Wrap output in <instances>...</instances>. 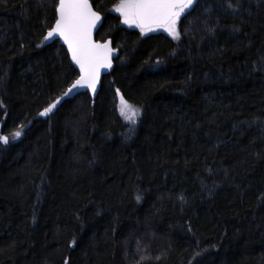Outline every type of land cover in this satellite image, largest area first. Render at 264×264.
<instances>
[{
	"label": "trees",
	"instance_id": "16d2710c",
	"mask_svg": "<svg viewBox=\"0 0 264 264\" xmlns=\"http://www.w3.org/2000/svg\"><path fill=\"white\" fill-rule=\"evenodd\" d=\"M91 1L96 99L64 95L53 0H0V264H264V0H199L179 39Z\"/></svg>",
	"mask_w": 264,
	"mask_h": 264
},
{
	"label": "snow or ice",
	"instance_id": "6c2138e0",
	"mask_svg": "<svg viewBox=\"0 0 264 264\" xmlns=\"http://www.w3.org/2000/svg\"><path fill=\"white\" fill-rule=\"evenodd\" d=\"M194 4L198 5L199 0H119L112 11L119 13L121 23L138 28L141 35L163 29L173 39H179L178 21L186 10H194ZM53 7L56 16L55 25L47 32L44 39L46 41L53 37L62 39L68 47L72 61L79 67L78 78L64 95L67 96L78 88H87L95 93L100 71L102 68L112 66L111 58L114 51L110 46L112 43L110 40L101 43L94 39L97 25L102 19L101 14L93 9L90 0H58V3L53 0ZM226 7L236 10L231 2H228ZM208 31L211 32L213 29L209 28ZM59 102L57 99L39 115L47 116ZM0 107L3 105L0 104ZM120 113L126 119L135 122L134 118L138 115V109H134L121 96ZM21 135V130L11 134L13 139H18ZM0 143L8 144L9 137L0 135ZM75 243L73 240L72 246H75ZM65 264L68 262L65 261Z\"/></svg>",
	"mask_w": 264,
	"mask_h": 264
},
{
	"label": "water",
	"instance_id": "95a60500",
	"mask_svg": "<svg viewBox=\"0 0 264 264\" xmlns=\"http://www.w3.org/2000/svg\"><path fill=\"white\" fill-rule=\"evenodd\" d=\"M90 3H92L91 0H90ZM92 5H93V3H92ZM93 9L96 10V11H98V10L94 7V5H93ZM99 12H100V11H99ZM100 14H101L102 19H101L100 24L97 25V30H96V32L94 33V39H95V40H97V39H96V34L98 33L99 29L101 28L102 24L104 23V15H103L101 12H100ZM54 25H55V24H54ZM54 25H53V27H54ZM107 40H110V41L112 42L110 46L114 49L113 54H112V58H111L112 66H111L110 68H102V69H101V71H100V77H99V83H98V85H97V90H96V92L93 93L90 89H87V88H78V89H74V90L70 93L72 96H76V95H79V94H81V93H85V92H86V93H89L90 96H91L92 98H97V97H98V94H99V91H100V87H101V81H102V79H103L104 76H106V75H108V74L111 73V71H112V69H113V67H114V64H115V60L117 59V56L119 55V51H118V50H115V47H114V44H113V39L109 38V39H107ZM48 41H50L51 43H52V42H55V41H59V42H61L63 45H65V47H66V49H67V51H68V47H67V45H66V44L63 42V40L60 39L59 37H53L52 39H50V40H48ZM97 41L103 43V42L100 41V40H97ZM68 54H69L70 59H71V54L69 53V51H68ZM71 61H72V59H71ZM72 63H73V65L76 67V69H77L78 72H79V67H78L73 61H72ZM120 99H121V97H120Z\"/></svg>",
	"mask_w": 264,
	"mask_h": 264
},
{
	"label": "bare ground",
	"instance_id": "6f19581e",
	"mask_svg": "<svg viewBox=\"0 0 264 264\" xmlns=\"http://www.w3.org/2000/svg\"><path fill=\"white\" fill-rule=\"evenodd\" d=\"M47 41H48V40H47ZM48 42L51 43L50 41H48ZM102 42H105V41H102ZM115 50H118V51H119V54H120V50H119V49H116V48H115ZM118 56H119V55H118ZM118 56H117V57H118ZM104 77H105V76H104ZM104 77H103V78H104ZM101 82H102V81H101ZM70 87H71V86H70ZM93 99H96V98H93Z\"/></svg>",
	"mask_w": 264,
	"mask_h": 264
},
{
	"label": "rangeland",
	"instance_id": "374dc122",
	"mask_svg": "<svg viewBox=\"0 0 264 264\" xmlns=\"http://www.w3.org/2000/svg\"><path fill=\"white\" fill-rule=\"evenodd\" d=\"M158 30V29H157ZM163 30V29H162ZM164 31V30H163ZM167 33V32H166Z\"/></svg>",
	"mask_w": 264,
	"mask_h": 264
}]
</instances>
